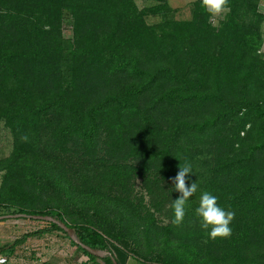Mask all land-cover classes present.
Segmentation results:
<instances>
[{
	"label": "trees",
	"instance_id": "16d2710c",
	"mask_svg": "<svg viewBox=\"0 0 264 264\" xmlns=\"http://www.w3.org/2000/svg\"><path fill=\"white\" fill-rule=\"evenodd\" d=\"M258 2L228 0V15L214 28L197 16L198 10L207 13L201 1L192 19L153 25L134 0H0V118L14 136L2 185L12 175L19 179L20 169L33 177L44 164L57 166L58 150L68 143L80 153H96L101 132L110 148L126 142L141 164L164 163L165 173L190 160L181 157L190 149L186 136L208 138L217 154L208 184L234 206L235 218L231 236H207L201 250L239 246L237 256L246 259V247L264 236V175L250 178L264 173V58L255 54L264 13ZM66 14L72 24L68 45L62 37ZM235 142L241 147L233 148ZM57 176L53 185L69 193L70 179ZM222 182H231L224 191ZM74 189L82 198L83 191ZM18 213L64 221L80 242L110 254L93 255L71 239L81 251L113 264L108 239L118 235L90 214L70 221L59 202L35 206L5 200L0 191V219L28 217ZM43 221L36 232L56 229L68 236L56 221ZM186 242L180 246L188 249ZM252 250L264 257V248ZM162 260L141 259L181 262ZM214 262L203 257L199 264Z\"/></svg>",
	"mask_w": 264,
	"mask_h": 264
},
{
	"label": "rangeland",
	"instance_id": "374dc122",
	"mask_svg": "<svg viewBox=\"0 0 264 264\" xmlns=\"http://www.w3.org/2000/svg\"><path fill=\"white\" fill-rule=\"evenodd\" d=\"M134 1L144 11L147 23L159 25L169 20L192 19L196 10L195 2L201 0ZM228 12L227 7L221 16L212 17L198 10L197 16L200 19L204 18L212 27L218 28L226 19ZM70 19V16L66 14L62 21V37L65 45H68L72 38ZM256 29L260 39L256 45L255 54L264 58V18L260 20ZM245 127L247 129L249 125ZM245 129L241 130L240 135H244ZM108 139L107 133L101 132L96 153H80L75 143H68L66 150H58L59 164L57 166L42 165L37 170L36 176H33L35 182L31 172L20 169L19 179V175H12L2 185L8 171L5 158L12 151L14 136L4 118H0V184L2 185L0 191L3 192L4 199H14L25 203L32 201L35 206L59 202L70 221L90 214L93 219H99L118 235V239H108V246L113 255L118 256L123 263L131 257L154 263L168 259L181 261L179 264H199V261L206 257L215 260L214 264H264V257L252 250L256 246L264 248V236L258 240L253 239L251 246L246 247L244 260L237 256L240 252L239 246L201 250V246L204 247L207 241V232L200 227L195 208L203 191L207 190L215 195L208 184L207 172L208 167L217 157L211 140L203 137L196 141L193 137L186 136V140L190 141V149L186 147L181 157L184 160L190 157L187 163L192 166V173L187 174L186 182L189 185L195 182L198 190L187 201L184 221L177 226L172 223L174 216L171 204L180 194L174 189L171 178L176 175L179 168H171L165 173L164 163L149 161L147 165L141 164L140 156L129 153L126 142L110 148L107 146ZM238 144L239 142H235L233 148L241 147ZM56 175H58L57 178L63 175L70 179V183H67L69 193L53 185ZM263 175V172H256L252 173L250 178L258 179ZM228 183L231 182H222L221 191H224ZM74 185L83 191L82 198L77 196L79 192L74 189ZM90 197L94 202L88 204ZM84 199L86 202L83 201ZM218 204L225 210L232 211L234 207L229 208L226 198L219 194ZM125 209L129 214L125 213ZM20 220L32 221L29 217L20 218ZM32 223L39 222L33 220ZM166 226L170 227L169 231ZM166 233L169 235L167 238ZM185 240L190 245L188 249L180 246ZM257 252H262V249ZM218 257L221 259L218 260Z\"/></svg>",
	"mask_w": 264,
	"mask_h": 264
},
{
	"label": "crops",
	"instance_id": "0c3cea01",
	"mask_svg": "<svg viewBox=\"0 0 264 264\" xmlns=\"http://www.w3.org/2000/svg\"><path fill=\"white\" fill-rule=\"evenodd\" d=\"M257 8L264 13V0H259ZM20 218L27 217L0 219V257L6 258L7 264H104L91 259L60 230L36 232L46 225L43 219L31 218L39 222L32 223ZM123 264L147 263L129 257Z\"/></svg>",
	"mask_w": 264,
	"mask_h": 264
},
{
	"label": "clouds",
	"instance_id": "9594fccd",
	"mask_svg": "<svg viewBox=\"0 0 264 264\" xmlns=\"http://www.w3.org/2000/svg\"><path fill=\"white\" fill-rule=\"evenodd\" d=\"M201 7L212 17H219L225 13L228 7V0H201ZM22 140H27V136H22ZM189 173H192L190 163H185L179 167L178 172L172 177L174 189L180 194L171 204L174 218L172 223L180 225L185 218L186 203L198 190V185L186 182ZM218 197L210 191H203L199 197L198 206L195 208V215L200 220V227L207 232L209 239L227 238L231 236V222L235 218V212L225 210L217 203ZM0 264H7L4 257H0Z\"/></svg>",
	"mask_w": 264,
	"mask_h": 264
},
{
	"label": "water",
	"instance_id": "95a60500",
	"mask_svg": "<svg viewBox=\"0 0 264 264\" xmlns=\"http://www.w3.org/2000/svg\"><path fill=\"white\" fill-rule=\"evenodd\" d=\"M17 215H21V216H28L31 218H36V219H43V220H47V221H51L54 220L56 221L53 217H51L50 215H44V214H25V213H18ZM3 215H0V218ZM58 223V225L67 233V235L73 239L76 243H78L81 247H83L84 249H86L89 253L96 255V256H103L105 254H110V252L106 249H100V248H93L90 247L89 245H86L82 242H80L76 236L74 235V231L72 229V227L68 226L64 221H56ZM112 262L113 264H118V262L116 261V259L114 258V256H111Z\"/></svg>",
	"mask_w": 264,
	"mask_h": 264
}]
</instances>
